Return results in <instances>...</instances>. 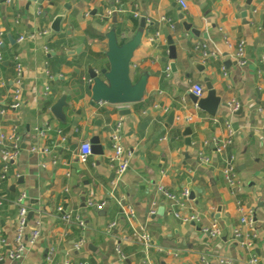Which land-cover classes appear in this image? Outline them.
<instances>
[{
  "label": "crops",
  "instance_id": "1",
  "mask_svg": "<svg viewBox=\"0 0 264 264\" xmlns=\"http://www.w3.org/2000/svg\"><path fill=\"white\" fill-rule=\"evenodd\" d=\"M185 1L187 11L177 0H19L14 7L0 0V54L4 58L0 62V108L11 102L15 55L24 68L22 106L0 114L5 133L17 128L20 148L10 163L11 178L0 185V197L7 200L14 195L9 199L13 200L26 195L33 212L28 234L35 219L41 221V236L28 246L24 259L1 260L0 264H49L50 251L55 264H202V256L211 264H242L251 255L264 264V0H252L250 6L247 0ZM135 10L141 16L147 14L142 43L130 65L132 75H149L145 97L127 106L101 103L93 107L87 65L108 68L105 35L113 28L123 30L119 39L133 35ZM244 11L247 17H242ZM58 16L64 19L60 33H55L51 26ZM182 16L199 31V37L185 30ZM45 30L49 36L41 35ZM20 36L26 38L23 43H18ZM168 37L175 43L176 60L169 59ZM240 41L246 43L245 67L233 56ZM200 44H207L216 56L205 60L197 50ZM195 63L204 70L198 71ZM206 78L221 103L229 105H220L215 116L199 110L191 97L194 84L202 85L203 98L207 96ZM62 96L69 104L65 123L50 111ZM234 103L239 104L237 111L231 106ZM122 110L129 113L120 115ZM172 112L175 119L169 124ZM120 119L124 121V146L132 160L115 185L116 175L107 161L108 127ZM185 123L191 131L189 146ZM226 123L236 130L226 154L235 157V172L244 183L238 197L224 180L223 158L216 154L215 143L227 137ZM85 141L96 150L83 164L78 153ZM33 147L49 152L38 154L31 151ZM201 150L211 158L210 163L200 162ZM160 186L177 194L189 188L195 198L188 205L204 216L202 222L186 224L176 219L158 191ZM237 198L252 210L253 227L241 224ZM118 202L133 208L135 227L150 235L154 248L143 247ZM100 203H105L101 210L96 208ZM59 209L80 217L85 229L64 224ZM17 212L10 202L0 207V239L7 241L0 244V255L12 247ZM214 219L222 231L219 239L201 230ZM112 223L116 226L108 232ZM80 238L86 246L77 252L75 243Z\"/></svg>",
  "mask_w": 264,
  "mask_h": 264
},
{
  "label": "built area",
  "instance_id": "2",
  "mask_svg": "<svg viewBox=\"0 0 264 264\" xmlns=\"http://www.w3.org/2000/svg\"><path fill=\"white\" fill-rule=\"evenodd\" d=\"M134 0H130L133 2ZM246 1V0H242ZM178 4L184 11L189 9L185 0H177ZM19 3V0H5V4L9 7H14ZM257 11L254 10L253 13ZM133 19L139 20L141 15L140 13L135 10L132 13ZM171 28L175 30V26L172 25ZM41 35L49 36L50 31L45 30L41 33ZM159 36V34H156ZM31 39L35 38V35L30 36ZM24 36H20L18 39V43H23L25 41ZM153 40V39H152ZM225 41L229 47H232L231 43L227 38ZM1 43V42H0ZM46 52L48 53V48H45ZM197 50L201 52L202 57L206 60L212 57H215L216 54L211 52L208 48L207 44H200L197 46ZM233 56L237 62V64L241 67L246 66V43L245 41H240L233 52ZM3 55L0 54V62L3 61ZM264 61V57L262 58ZM14 64H15V77L13 80V88L11 94V102L7 107L0 108V114L3 115L7 111H16L20 109L22 106V93H23V85H24V68L19 61V57L17 55L14 56ZM166 72L169 73V67L166 68ZM87 80V79H85ZM86 82H89L87 80ZM4 86V84H2ZM49 93V88H45V94ZM191 93L197 98H203L205 95V89L200 84H194L191 88ZM233 111H237L239 109V104L234 103L231 105ZM123 127L124 121L122 119L118 120L113 125L108 127V134L110 138V153L107 157L108 165L111 170L114 171L116 175L115 185L119 183L122 177L127 173L129 167L131 165L132 160V153L127 151L124 146V134H123ZM227 129V137L225 139L219 140L215 143L216 145V154H218L221 158H223V168H222V175L224 180L226 181L231 193L238 197L243 192L244 183L239 179L237 173L235 172V157L233 155H227V151L230 149L233 143V138L236 134V130L232 127L230 123H226ZM50 131L48 128L46 131H42L41 135H46L47 132ZM19 137L17 128L14 127L11 129L10 133H5L2 128L0 127V160L2 161V167L0 170V185H2L5 181L11 178V164L13 161L17 159L20 153L19 148ZM262 143L264 145V131L262 133ZM32 152L35 153H48V149H43L42 151L36 147L31 149ZM92 156V145L89 141H85L81 144L80 150L78 153V160L81 163H86L89 158ZM198 158L200 162L203 164H208L211 162V158L207 156L202 150L198 153ZM159 193L167 200L169 204V209L174 215L176 219L181 221L182 223H201L204 216L194 209L192 210L189 207L190 203V196L191 190L189 188L183 189L180 193H173L171 191L166 190L164 187L160 186L158 188ZM26 195L20 194L13 200H4L0 197V207L4 205L6 202H10L13 206H15L18 210L16 221H15V232L13 238L12 247L6 251L5 254L0 255L1 260H8L14 262H21L27 252L28 246L35 245L36 242L39 240L41 236V221L39 218L35 219V227L33 230L28 234L27 227L29 224L28 215L31 213L30 208L26 204ZM90 206H94V203H89ZM105 203L96 204V208L101 210L104 207ZM118 205L123 209V214L129 225L134 230L137 239L141 242L143 247L146 250H150L154 248L152 244V240L150 235L142 228V227H135V212L132 207L124 206L122 203L118 202ZM237 205L238 211L242 213L241 217V224L253 227L254 220L251 214L253 213L252 210L245 209V206L242 205L240 199L237 198ZM187 209H190L187 212ZM33 213V212H32ZM59 213L61 216V220L66 225H76L81 230L85 229V224L80 217L74 216L70 213H65L62 209H59ZM33 217V216H32ZM32 219V218H31ZM116 226V223H112L107 231L111 232L112 229ZM201 230L206 235L210 236L212 239H219L222 235L221 228L217 222V220H212L208 225H202ZM240 230H235V235H240ZM6 239L1 238L0 244L6 245ZM86 246V240L84 238H80L75 243V250L80 252ZM247 248L250 247V244H244ZM160 252H163V249H158ZM54 253L53 251L48 252L47 262L49 264L54 263ZM202 264H211L210 260L206 256L201 257ZM84 264V263H80ZM242 264H259V259L256 255H251L248 260L243 262Z\"/></svg>",
  "mask_w": 264,
  "mask_h": 264
},
{
  "label": "water",
  "instance_id": "3",
  "mask_svg": "<svg viewBox=\"0 0 264 264\" xmlns=\"http://www.w3.org/2000/svg\"><path fill=\"white\" fill-rule=\"evenodd\" d=\"M252 0H247L246 4L250 6ZM71 5L68 3L66 8ZM96 14V11L92 13ZM242 17H247V12L244 11ZM63 16H58L55 18L51 29L55 33H60L61 23L63 21ZM147 14L143 13L138 20V27L133 35L126 37L125 39H119V34L117 30L113 28L106 35L107 39V52L106 57L108 61V68L97 67L93 64L87 65V82L88 91L91 94L90 104L93 107L98 108L101 103L114 105V106H127L130 104H136L143 101L146 93L148 74H141L139 77L132 75L131 73V60L133 58L134 52L140 47L142 39L147 27ZM182 24L186 31H192L194 35L199 37V31L192 29V25L183 20ZM263 29H264V16H263ZM121 42H123L121 44ZM169 44V59L176 60L177 49L172 37H168ZM194 67L198 71H203L204 67L200 63H195ZM172 72L176 71V65L172 63L170 65ZM206 89L207 96L204 98H197L191 95L192 101L195 106L201 110L207 112L211 116H215L220 105L224 107H229L228 104L221 103V97H219L214 90L210 81L206 78ZM69 108L67 103V97L62 96L55 104L50 108L52 115L59 121L66 122L65 109ZM128 110L120 111V115L128 114ZM184 117L187 116L186 113L183 114ZM175 119V112L170 114L168 119L169 124L173 123ZM187 128L185 132L186 144L189 146L191 144L189 129V123H185ZM96 146H92V153L95 152ZM14 187L11 191H14ZM6 193H2L4 196ZM195 195L192 192L190 199H194ZM33 213H29L28 219L31 220ZM3 262V261H2Z\"/></svg>",
  "mask_w": 264,
  "mask_h": 264
},
{
  "label": "trees",
  "instance_id": "4",
  "mask_svg": "<svg viewBox=\"0 0 264 264\" xmlns=\"http://www.w3.org/2000/svg\"><path fill=\"white\" fill-rule=\"evenodd\" d=\"M134 27H135V29H137V27H138V20H135L134 19ZM122 29L120 28V29H117V33L118 34H121L122 33ZM123 42H121V44H122ZM83 82V81H82ZM50 104H51V102H48L47 104H46V106L47 107H49L50 106ZM13 197H15L14 195H11V196H8V197H6L7 198V200H9V199H12Z\"/></svg>",
  "mask_w": 264,
  "mask_h": 264
}]
</instances>
